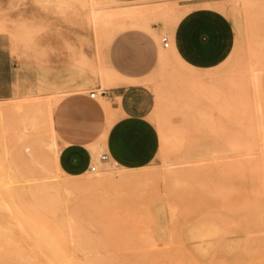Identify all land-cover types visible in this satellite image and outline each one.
<instances>
[{
	"label": "rangeland",
	"instance_id": "374dc122",
	"mask_svg": "<svg viewBox=\"0 0 264 264\" xmlns=\"http://www.w3.org/2000/svg\"><path fill=\"white\" fill-rule=\"evenodd\" d=\"M94 2L105 10L146 9L155 35L130 31L109 39L104 48L88 26L71 12L57 9L55 0H0V33L26 71L54 74L76 61L78 67L69 75L91 76L92 89L102 101L100 90L110 88L100 78L107 71V60L125 77L145 79L142 82L156 97L149 117L154 149L141 165L115 158L100 165L97 159L104 151L100 146L90 161L98 164L97 171L67 168V149L52 135L45 117L47 104L64 96L62 87L45 86L50 81L45 78L36 80L34 87L0 98L9 111L0 114L4 224L12 225L5 204L7 182L30 189L57 178L64 212L74 215L81 209L82 216L105 214L106 219L116 215L107 220L113 222L112 228L118 226L114 219L121 213L117 221L121 232L136 226L130 234H116V228L108 234L110 225L105 231L100 223L90 222L91 233H96L91 242L99 244L91 243L89 256L100 255L111 264H173L172 258L174 264H193L192 260L194 264H264V0ZM174 5L183 9L177 15H171L172 10L167 13ZM188 19L207 33L187 32ZM163 36L169 38L168 47ZM85 151L84 157L87 146ZM79 181L84 187L72 186ZM196 186L201 188L195 191ZM81 205L86 210L90 206L88 213ZM124 225L129 227L123 229ZM88 255L80 251L78 257ZM63 260L55 261L64 264Z\"/></svg>",
	"mask_w": 264,
	"mask_h": 264
},
{
	"label": "bare ground",
	"instance_id": "6f19581e",
	"mask_svg": "<svg viewBox=\"0 0 264 264\" xmlns=\"http://www.w3.org/2000/svg\"><path fill=\"white\" fill-rule=\"evenodd\" d=\"M55 3H56L57 9H60L61 11L71 12L74 15V19L79 21V23L81 25L88 26L91 29V33L93 35H95V37L97 39L101 40L100 44L102 47H104L106 45V43L109 39L115 37L117 34H119L120 32H122L124 30H127V29H143V30L151 33L152 35H155V33H156L154 31L156 28L153 29L154 26L152 25V21H153L152 16L149 13V11H147L144 8L120 7V8H115L112 10H105L103 7L98 6L96 4V2H94V0H55ZM182 9L183 8H179V7L174 5L173 7L170 6L166 10V12L168 10H172L171 13L169 11L168 12L171 15H177L178 12H180ZM72 43H74V42H72ZM73 45H75V43ZM104 48H106V47H104ZM100 78L106 83V85L108 87H112V88H113V86L121 85L124 82L132 83V82L138 81V80H134V79L124 77L123 75L119 74L113 68V66L109 64L108 60H107V71L105 73H101ZM104 92H105L104 89L100 90V93L104 99L103 103L107 109L108 115H110L111 112L109 111V101L104 97V94H103ZM60 99H61V97H56L51 103L47 104V108L45 110V117L49 123L50 131L54 137H57V134H56L54 127H53V111H54V108L56 107V105L58 104V102L60 101ZM18 107H20V106H18ZM7 109H8V105L0 104L1 116H3V114L5 115V114H7V112H9V111H7ZM28 120L30 121V119H28ZM102 139H103V135L97 141L88 145L92 154H95L99 150V148L101 146ZM55 162H57V164L59 165L58 157L56 158ZM97 162L100 165L106 164V162H103L101 159H97ZM6 175H7V173H6ZM6 175L4 173L2 175V177L6 176ZM8 178L10 179V176H8ZM101 179L102 178H99V179L94 178L93 180L99 181ZM10 181L13 182L12 179H10ZM83 181H85V180H83ZM8 184H10V183L7 182V187H6V199L8 201V205L4 199H1V200H4V202L7 206L6 208L8 210V215H9L8 217H10L12 225H5L4 224L3 218H4L5 214L2 213L0 215V264H36L35 262L32 263L31 260L33 261V259H37V258H41L43 260V262L40 264H58V262L55 260H60L61 258H62V260L64 258H66L69 261L68 262L67 260L64 259L65 260V262L63 260L64 264H111V262L108 261L109 259L107 260L104 257H98L100 255H98L97 257L88 255L91 251L90 250L91 243H93V242H91V239L93 240V237H92L93 234L92 233H95V232L91 233V231L89 229L90 228L89 225H91L90 222L100 223V224H98V227L101 225L102 226L101 229L103 228L106 231L107 227H109V225H110L108 223L109 222L108 219H110V220L112 219L109 217L116 216V215L109 216L106 219L104 216L105 214L104 215L98 214V216H95V214L94 215H90V214L86 215V213H84V215L82 216V214L80 215L78 213V211H80L81 209H77V211L75 210L76 212L74 213V215L71 214L70 212H64L62 210V201H63L62 188H61V185H59V179H57V178L53 182L46 183V185H43V184H38L35 186L33 185L34 187L30 188V189H21V188L16 187L12 184L11 185H8ZM74 184H75V182H74ZM64 185H66V184H64ZM193 185L195 186V184H193ZM72 186L76 187V188H78V187L80 188V187H84V184L81 181H79L75 184V186L74 185H72ZM189 188H190V186H189ZM189 188H187V189H189ZM192 188H194V187H192ZM197 188H198L197 186H196V188H194L195 191L200 189L201 186H200V188H198V189ZM195 191L193 190V193H195ZM197 193L198 192H196L194 195H196ZM200 197H204V196H200ZM129 198H131L130 200H132L133 197L131 196ZM127 200H128V198H127ZM83 202H85V201H83ZM95 203H97V201ZM87 204H90L89 200H88ZM98 205H99V203L96 206L99 207ZM101 205H103V203L100 204V207H101ZM114 205H116V204H114ZM129 205H131V204L129 203L128 205H125L127 207L124 209H127ZM83 206H82V208L85 209V206L84 207ZM108 207H110V206H108ZM192 207H197V206L193 205ZM88 208H87V210H88ZM101 209H103V208L101 207ZM87 210L85 209L86 212H87ZM91 210L94 211L93 213L96 212V209L93 210V208H92ZM99 210H98V212H100ZM193 211H195V210H193ZM216 211H218V210H215V212ZM102 212H104V210L101 211V213ZM108 212H109V209H108ZM119 213L120 212H118V215H119ZM125 213L127 214V212H125ZM208 213L209 212H207V215H209ZM96 214H97V212H96ZM144 214H146V216H147V213H144ZM120 215H121V213H120ZM120 215H119V218L122 217V215H121V217H120ZM119 218L116 217V219H114V220L119 221ZM105 219H106V221H105ZM133 219L134 218H132V222H133ZM107 220H108V222H107ZM117 221H114V222H116L115 225L118 224V226H119L120 222L117 223ZM134 221H136V218L134 219ZM149 221H151V220L149 219ZM132 222H130V223H132ZM106 223H108V226ZM110 223H111V221H110ZM111 224L113 225V222ZM136 224L139 225V223H136ZM112 225H110L111 226L110 229L108 231H106V232H108V234L112 233L110 231L113 228H114L113 229L114 231L118 230L116 232V234L119 231H120V233H123V232L126 233L127 232V231L121 232V228H119L120 229L119 230L118 226L112 228ZM125 226H127V228L129 227L128 225H124L122 228L124 229ZM115 228L117 230H115ZM134 228H136V226ZM134 228H132V229H134ZM140 228L141 227H139V229ZM146 228L147 227H145V226L143 227V229H146ZM93 229H94V227H93ZM132 229L130 227V230H132ZM130 230H128V232H127L128 234H130L129 233ZM134 230H133V232H134ZM140 230H142V229H140ZM211 230L213 232V229H211ZM96 231H97V229H96ZM144 231H146V230H144ZM146 232H148V231H146ZM120 233H118V234H120ZM138 233L139 232H137V235H138ZM149 233H151V232L149 231ZM134 234H136V232H134ZM144 234L146 235V233H144ZM209 234H211V233L210 232L205 233V234H202V236L203 235H209ZM125 235H127V234H125ZM175 235L177 236V234H175ZM98 236H99V234H98ZM108 236L106 233V239ZM120 236L121 235H119V237ZM140 236L141 235H139V237ZM149 236H150V234H149ZM134 237H135V235H134ZM94 238L96 239V237H94ZM152 239H153V237H151V239L149 241L150 243H151ZM100 240H101V238H100ZM102 240L104 242V238H102ZM109 240L110 239L108 238L107 243ZM136 240L137 239H135V241ZM119 241H121V240H119ZM125 242H127V241L125 240ZM140 242H143V240H141ZM144 243L145 242H143V244ZM97 244H99V243L98 242L95 243L94 247H98ZM135 244H139V243H135ZM104 245H107V244H104ZM133 245H134V243H133ZM148 245H146V246H148ZM197 247H199V246H197ZM98 249H96V250L99 251L100 249L99 250ZM78 250H80L82 253H85V255H88V256L79 258L78 254L80 251L78 252L77 255L75 253ZM187 252L188 251H186L185 254L189 256V254H187ZM100 253L101 252H99V254ZM93 254H96V253H93ZM182 255H183V253H182ZM171 257H173V256H171ZM191 257L192 256H190L188 259H190ZM110 258H112V257L110 256ZM168 258H170V257H167L166 259H168ZM192 259H193V257H192ZM21 260L22 261L26 260L27 262L22 263ZM51 260L55 261V263L51 262ZM172 260H173V264H174V261L176 259L172 258L171 261H169V262L171 263ZM192 261L195 262V260H192ZM194 262H193V264H194ZM116 263H118V262H116ZM163 263L165 264V262H163ZM195 263H197V262H195ZM119 264H120V262H119ZM181 264H183V262Z\"/></svg>",
	"mask_w": 264,
	"mask_h": 264
},
{
	"label": "crops",
	"instance_id": "0c3cea01",
	"mask_svg": "<svg viewBox=\"0 0 264 264\" xmlns=\"http://www.w3.org/2000/svg\"><path fill=\"white\" fill-rule=\"evenodd\" d=\"M187 28L186 31L189 33L191 30L207 33L191 24L190 19L187 20ZM130 31L147 32L143 29H127L119 34ZM73 44L70 42V45L75 47ZM77 67L78 63L72 60L68 70H56L54 74L26 71L21 61L12 53L7 37L0 33V98H11L20 94L38 84L36 80L42 81L44 78L50 80L45 86L62 87L64 96L54 108L53 127L57 134L56 138L63 144V149H67L65 159L67 168L90 169L93 154L88 145L102 135L104 137L101 148L104 149L103 154L108 157L107 162L115 158L128 165L145 163L154 149L153 130L149 122L156 105L154 91L142 82L145 79L138 78H133L138 80L134 83L110 87L104 92L111 112V115H108L103 101L98 99L97 95L90 96L91 92L95 91L92 89L91 76L69 75V71L72 73ZM109 117H112L110 123ZM86 146L88 152L84 157Z\"/></svg>",
	"mask_w": 264,
	"mask_h": 264
},
{
	"label": "built area",
	"instance_id": "2783aa9c",
	"mask_svg": "<svg viewBox=\"0 0 264 264\" xmlns=\"http://www.w3.org/2000/svg\"><path fill=\"white\" fill-rule=\"evenodd\" d=\"M162 42H163L164 47H168L169 44H170L168 36H163V37H162ZM97 94H98V91H92L91 94H90V96H91V97H96ZM103 94H104V93H103ZM100 159H101L103 162H107L108 157H107L106 154H103V155L100 157ZM97 169H98V164H96V165H91V166H90V170H91L92 172L97 171Z\"/></svg>",
	"mask_w": 264,
	"mask_h": 264
}]
</instances>
